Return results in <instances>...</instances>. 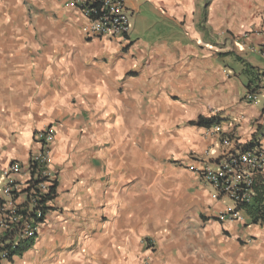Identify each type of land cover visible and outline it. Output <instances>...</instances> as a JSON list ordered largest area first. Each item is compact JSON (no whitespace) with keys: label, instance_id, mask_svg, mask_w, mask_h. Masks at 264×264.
Listing matches in <instances>:
<instances>
[{"label":"crops","instance_id":"0c3cea01","mask_svg":"<svg viewBox=\"0 0 264 264\" xmlns=\"http://www.w3.org/2000/svg\"><path fill=\"white\" fill-rule=\"evenodd\" d=\"M68 3L0 0V188L54 136L46 216L0 264H264V224L222 217L232 203L189 169L215 167V125L264 143L244 73L264 71V0H125L129 33L93 39Z\"/></svg>","mask_w":264,"mask_h":264},{"label":"built area","instance_id":"2783aa9c","mask_svg":"<svg viewBox=\"0 0 264 264\" xmlns=\"http://www.w3.org/2000/svg\"><path fill=\"white\" fill-rule=\"evenodd\" d=\"M68 6L77 10L87 21V36L93 38L125 37L130 31V17L125 0H69ZM254 34L263 36L261 53L264 55V28ZM258 91H264V71L258 72ZM257 95L248 93L247 102ZM223 145L215 167L197 170L190 167L200 180L214 188L219 196L229 200L233 209L222 217L240 221L239 210L250 205L256 191L264 188V143L250 148L241 147L235 139L222 136L219 126H213ZM53 131L48 128L35 133L34 140L40 149L33 154L24 172L23 167L12 163L1 173L0 188V260L6 261L27 243L34 240L38 227L47 213L53 193V174L49 169L50 145Z\"/></svg>","mask_w":264,"mask_h":264},{"label":"trees","instance_id":"16d2710c","mask_svg":"<svg viewBox=\"0 0 264 264\" xmlns=\"http://www.w3.org/2000/svg\"><path fill=\"white\" fill-rule=\"evenodd\" d=\"M244 73L247 74L250 77V79L252 78L253 82L257 81L258 71H255L254 68L246 66L244 68ZM249 87H250V85L247 88H249ZM254 90H249V93L254 92ZM193 124L196 126H200V127L210 128L211 126L218 124V122H216L214 120L213 121H210V120L207 121L203 118H198V120ZM53 191H54V188L51 189V192H53ZM255 191H256V196H255L252 204L245 207V213L248 215L252 224H254V225L264 224V196L262 193H259V190H255ZM22 250H20V251H22Z\"/></svg>","mask_w":264,"mask_h":264}]
</instances>
